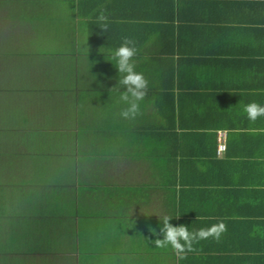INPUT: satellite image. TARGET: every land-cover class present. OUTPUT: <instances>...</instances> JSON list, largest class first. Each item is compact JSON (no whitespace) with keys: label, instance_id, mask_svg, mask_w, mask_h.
Instances as JSON below:
<instances>
[{"label":"crops","instance_id":"crops-1","mask_svg":"<svg viewBox=\"0 0 264 264\" xmlns=\"http://www.w3.org/2000/svg\"><path fill=\"white\" fill-rule=\"evenodd\" d=\"M23 1L0 0V16ZM109 1L82 16L62 13L78 28L69 36L72 85L50 84L57 100L69 87L77 107L97 103L82 122L105 124V134L87 133L93 142L73 159L67 192L55 182L28 183V218L14 235H1L0 264H264V116L253 122L243 110L253 101L264 106V0ZM101 9L110 28L95 29L88 42L83 29ZM124 36L136 41L134 62L149 82L141 114L129 119L120 115L124 89L111 59ZM165 215L190 232L221 222L226 230L180 259L152 243L163 238Z\"/></svg>","mask_w":264,"mask_h":264},{"label":"trees","instance_id":"trees-1","mask_svg":"<svg viewBox=\"0 0 264 264\" xmlns=\"http://www.w3.org/2000/svg\"><path fill=\"white\" fill-rule=\"evenodd\" d=\"M39 1L40 0H26L21 4L17 2L14 3L17 4L16 7H14L13 4L12 7H6V11L8 10L7 15L0 16V23L6 22L8 25L10 23L18 24L26 17L28 19L34 17L39 18L41 15V7H38ZM53 1H58L59 3L66 2V5H70V7H68L70 11L66 13V18H73L72 14L74 12L76 16H82L88 13L90 8L97 3L100 6L102 5V7H104L105 3V0H49V4ZM111 2L113 5L115 3V5H122L121 2L125 4V1L119 0H110L109 3ZM111 6L112 5L108 4L105 7ZM157 6L163 7L162 4L159 3H157ZM45 8L48 11L49 7ZM50 13L57 15V8L51 7ZM84 22V20H80L83 26ZM66 25V23L63 24V27ZM83 26H81V29ZM86 28L83 29V32H88V34L85 35L88 42L94 41V37L101 31L96 18L89 20ZM95 29L98 32H95ZM68 33L69 36H71L70 30ZM95 44L97 47L99 46L97 43H91V45ZM65 45L68 47L65 48V50H69V53H65L64 56L69 57L73 61L72 53L75 50L74 41L69 39L65 42ZM14 46L15 44L10 42L6 45V48L11 50ZM101 48L103 49V46H101ZM12 52L14 51L12 50ZM6 54L7 53L0 52V57L6 56ZM60 57L63 56L60 54ZM66 67H68L66 69H71L72 65ZM38 87L40 86L38 85ZM12 90L11 88V91ZM14 90L16 92L19 91V89L17 90L16 88ZM44 90L45 88L40 87L38 91L36 88L35 92L40 93L41 96ZM70 90L71 88L68 87L66 91H63L68 93H62L64 94L62 104L66 106V103H68L72 109L71 119L68 120L72 128L66 126L64 130H48V117H46L45 120H41L42 122L40 123L28 121V123L25 124L26 127L22 126L23 128H20V133L15 138L16 142L21 140L23 147H11L5 150V152H2L0 157V244L2 242V236H6V232L10 234L9 236H12L18 232L20 228L25 226L26 218H28V198L34 194V189L28 186V183L43 182L45 183L44 185H48L49 183L55 182L58 179H54L52 174L57 172V174L61 175L63 171H65L66 165L64 157L68 155L74 159L78 154L82 153L81 147L83 144H90V142H93V139L87 137V133H91L93 136H97L99 133L102 135L98 136H103L105 134V124L94 123V125H88L86 128L82 122L85 117L88 118L95 113L97 103H91V105H83L82 103V106L77 107L78 103L74 100ZM3 92H5V90ZM172 112L171 104L169 109L166 108L165 115H169ZM87 115L89 116L87 117ZM68 131L72 132V136L67 134ZM13 140L14 136L12 141ZM214 161L217 162L218 160ZM73 164H75V162H73ZM52 167H54L53 173ZM72 201L73 198L71 196L65 200L66 204ZM9 236L8 238H10Z\"/></svg>","mask_w":264,"mask_h":264},{"label":"rangeland","instance_id":"rangeland-1","mask_svg":"<svg viewBox=\"0 0 264 264\" xmlns=\"http://www.w3.org/2000/svg\"><path fill=\"white\" fill-rule=\"evenodd\" d=\"M67 7L69 6L66 4L65 7H58L59 15L49 13L51 7L48 11L45 7H41L39 18L26 17L18 24L0 23V52L7 53L6 56L0 57V157L3 151L11 147H23L21 140L16 142L15 138L20 133V128L26 127L28 121L40 123L48 117V128H51L49 124L55 121H67L66 126L72 128L68 123L72 115L71 107L68 103L63 106L62 99L54 98V89L50 91V86H53L50 84L56 81L63 82L62 86L72 85L71 69L75 59L73 58L72 61L69 57L59 58L60 54L64 56L69 51L65 50L68 48L65 42L72 39L69 38L68 31L70 30L72 36L78 29L72 26L63 27L65 20L61 17L62 13H69ZM42 14L43 17H47L48 14L50 19L44 22L41 18ZM60 26L62 27L57 28ZM10 42L15 46L8 50L6 45ZM68 65H72L71 69H66ZM38 85L48 86L41 96L40 93L35 92ZM15 88L19 91L16 92ZM4 90L6 93L3 92ZM67 134L72 136L71 131ZM64 158L65 171L59 175L57 172L53 173L54 167H52V176L58 179L55 181L56 184L65 185L68 191V187H71L75 180V164L73 157L67 155ZM79 162L85 163L80 159Z\"/></svg>","mask_w":264,"mask_h":264},{"label":"clouds","instance_id":"clouds-1","mask_svg":"<svg viewBox=\"0 0 264 264\" xmlns=\"http://www.w3.org/2000/svg\"><path fill=\"white\" fill-rule=\"evenodd\" d=\"M96 20L102 32L109 30L111 22L105 10H100ZM137 52L136 41L129 36H124L120 44L111 52V59L115 62L117 72L120 74L118 83L124 89L119 93L120 101L126 105L120 112L123 119L135 118L140 115L141 102L148 94L149 82L142 72L137 71V65L134 62ZM243 110L247 118L253 122L264 116V106L255 101L244 105ZM171 219L166 215L160 219L163 225L160 229V235L163 238L156 239L152 243L156 248L170 246L180 259H183L188 252L195 251L194 243L209 237L219 239L221 233L226 230L225 225L221 222L190 232L189 228L184 225H171L169 223Z\"/></svg>","mask_w":264,"mask_h":264},{"label":"built area","instance_id":"built-area-1","mask_svg":"<svg viewBox=\"0 0 264 264\" xmlns=\"http://www.w3.org/2000/svg\"><path fill=\"white\" fill-rule=\"evenodd\" d=\"M226 134L224 131H219L217 135V152L222 153L226 148Z\"/></svg>","mask_w":264,"mask_h":264}]
</instances>
